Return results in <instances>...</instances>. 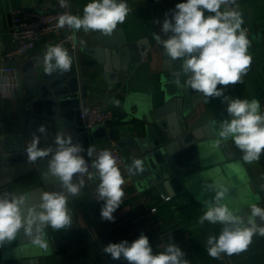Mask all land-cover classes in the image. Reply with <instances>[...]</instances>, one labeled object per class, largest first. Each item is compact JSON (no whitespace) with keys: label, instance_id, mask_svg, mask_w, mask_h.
I'll list each match as a JSON object with an SVG mask.
<instances>
[{"label":"crops","instance_id":"obj_1","mask_svg":"<svg viewBox=\"0 0 264 264\" xmlns=\"http://www.w3.org/2000/svg\"><path fill=\"white\" fill-rule=\"evenodd\" d=\"M58 0H0V53L10 45L9 29L15 13L32 9L48 11L54 9ZM91 0H72L73 15L83 16V9ZM129 13L122 24L114 30L115 40L119 35H125L128 41L146 38L151 47L146 56L139 62L129 65L125 80L116 84H108L103 78L100 66L96 74L85 75L86 102L89 105L100 103L117 113L112 122L100 137H90L87 145H104L106 136L119 138L128 133L123 123L125 116L123 99L128 95L151 94L156 97L155 105L161 104V93L157 82L160 68L162 45L153 38V34L165 35L161 32L165 14H171L180 0H126ZM235 10L241 14L242 28L247 30L250 46L248 54L251 60H259L260 66L242 77L243 83L228 86L225 95L233 98L251 100L258 99L261 111L264 112V0H237ZM225 7L222 6V10ZM208 13H206L207 15ZM117 30H121L118 34ZM96 32L75 30V42L78 47L86 45L89 36ZM55 37L47 35L38 44L33 53L46 50L52 45ZM83 41L84 43H81ZM121 49V48H119ZM69 51V49H67ZM87 59H89L87 57ZM94 61L93 59H89ZM25 60L15 63L16 69ZM111 61L113 59L111 58ZM117 68L122 64V54L114 58ZM119 101V105L113 101ZM27 111V104L19 99L8 88L6 82L0 79V119L17 121ZM226 111V104L220 98H213L209 103L203 101L198 104L190 118L180 122L183 130H189ZM233 159L206 165L197 171L195 183L184 187L174 195H167L165 200L156 188L140 189L136 180L126 171L121 172L125 183L123 202L113 214L114 222L101 219L100 209L103 201L96 200V188L99 184L98 174L94 179L84 177L82 193L68 203L73 223L67 230L56 231L50 226L45 229L47 249L36 246L38 250V264H127V261L113 260L102 250L108 243H119L127 240L131 243L141 232L148 236L153 254L165 251L166 246L173 241L185 252V259L190 264H263L264 236L253 235L247 250L232 255L221 253L219 258L209 256L207 239L209 236L218 237L223 225L205 221L199 223L205 208L199 200H211L204 186L207 184H224L229 193L223 201L234 212L243 218L245 225L251 214V205L264 209V153L258 162L246 163L242 160V153L232 140L229 141ZM96 173V170L92 172ZM39 178L31 174L23 175L14 182L13 191L17 195L33 190ZM199 199V200H198ZM152 207L156 210L151 211ZM258 226H264V221L255 218ZM173 239V240H172ZM32 246L34 244L31 243Z\"/></svg>","mask_w":264,"mask_h":264},{"label":"clouds","instance_id":"obj_2","mask_svg":"<svg viewBox=\"0 0 264 264\" xmlns=\"http://www.w3.org/2000/svg\"><path fill=\"white\" fill-rule=\"evenodd\" d=\"M235 5L236 0H184L177 3L171 11V18L165 14L161 34H153L155 41L162 45L164 53L171 61H180V70L174 73L173 83L201 94L206 103L220 98L226 104L230 119L214 121L218 124L217 146L221 141L231 139L242 153L246 163L258 162L264 153V112L258 99L233 98L225 95L228 86L242 84L251 64L248 54L250 40L247 30L241 26V14L227 7ZM61 8L67 7V0H59ZM129 6L126 0H91L83 9V16L61 14L57 26H65L79 31L99 32L111 36L118 24L124 23ZM206 13H208L206 15ZM171 33V35H168ZM81 43H84L81 41ZM72 58L60 44L46 46L43 56V70L51 75L71 71ZM181 76L186 77L181 85ZM117 106L119 101H113ZM39 133L40 135H37ZM41 136H47V127L38 125L32 139L25 149L29 164L47 159L45 178L52 177L60 191H45L39 202L31 201L27 194L17 195L4 191L0 194V248L17 239L22 233L32 244L47 249L45 229L67 230L73 220L67 207L68 197L77 196L84 187V177L94 179L98 174L96 200L103 201L100 209L102 220L114 222V213L121 206L124 197L122 185L125 183L116 160L108 150H101L89 164L82 153L84 147L74 143L71 133L58 131L54 135L55 147H40ZM96 153L94 146L87 149V156ZM134 167L142 170L141 161H134ZM207 190L214 192L211 200H199L205 211L199 223L205 221L223 225L218 237L209 236L207 252L216 259L221 253L232 255L247 250L255 234L264 236V226H258L255 218L264 221V209L251 205L247 225L243 218L235 215L225 200L229 188L224 184H207ZM173 240V239H172ZM113 260H125L127 264H190L185 252L174 241L165 251L153 254L149 238L143 232L129 243H108L102 250Z\"/></svg>","mask_w":264,"mask_h":264},{"label":"water","instance_id":"obj_3","mask_svg":"<svg viewBox=\"0 0 264 264\" xmlns=\"http://www.w3.org/2000/svg\"><path fill=\"white\" fill-rule=\"evenodd\" d=\"M150 47L146 38L128 41L125 35H119L115 40L113 34L104 36L96 32L89 36L86 45H76L68 51L73 61L69 72L45 73L43 56L46 50L26 59L15 70L14 91L26 102L27 111L17 121L0 119V194L14 192V182L26 174L40 180L33 190L25 193L32 202L38 203L42 192L60 191L54 178L44 176L47 159L32 164L27 161L25 149L33 132L40 124L47 127V136H41L40 147H55L54 135L58 131L71 133L73 142L82 146L87 145L90 137L105 135L103 127L86 130L81 120V112L85 113L88 106L85 75L96 74L101 66L106 83L122 82L129 65L141 61ZM120 54L122 64L117 68V64L112 63ZM180 66L179 60L171 61L162 50L157 73L161 104L155 105V96L153 99L151 94L142 93L128 95L122 103L123 123L128 133L119 136L118 146L127 162L126 170L136 180L138 188H156L165 197L193 185L197 171L206 165L234 157L229 148L231 139L221 141L219 146L216 144L220 138L218 124L214 121L230 119L226 111L202 125L182 129L180 122L189 119L193 109L205 100L201 94L173 83L174 73ZM258 66L259 60H251L247 73ZM185 78L181 76V85ZM136 160L141 161L142 170L134 167ZM205 191L209 198L214 194ZM81 193L82 189L78 195ZM75 197L69 196L67 205ZM37 254L36 246L20 233L15 241L0 248V264H38Z\"/></svg>","mask_w":264,"mask_h":264},{"label":"built area","instance_id":"obj_4","mask_svg":"<svg viewBox=\"0 0 264 264\" xmlns=\"http://www.w3.org/2000/svg\"><path fill=\"white\" fill-rule=\"evenodd\" d=\"M184 2V0H180ZM237 1V0H236ZM237 4V2H236ZM235 5H227L228 9L235 8ZM67 7L61 8L59 0L54 9L48 11L29 10L23 13H15L12 17L9 34L10 45L7 49L0 53V79L2 78L10 91L15 94L14 87L15 82V63L18 60H26L30 58L37 44L47 35H53L55 37L52 45L60 44L66 49H73L76 46L75 42V30L67 26L59 28L57 26L58 17L61 14H72L73 6L72 0H67ZM113 111L109 107H105L100 103H95L87 106L86 112H81V120L84 123L86 130H90L94 127H103L105 131L112 122ZM90 146H94L96 153L93 157L87 156V149ZM84 155L86 161L89 164V172L92 173L94 168L91 167L92 160L95 155L101 150H108L111 152L116 160V164L121 172L126 171L127 162L123 159L120 147L118 146V139L111 135L106 136L105 144L96 145H84ZM87 175H85L86 177ZM165 200H169L170 197L166 196ZM151 211L156 210V207H152ZM264 264V262H263Z\"/></svg>","mask_w":264,"mask_h":264},{"label":"trees","instance_id":"obj_5","mask_svg":"<svg viewBox=\"0 0 264 264\" xmlns=\"http://www.w3.org/2000/svg\"><path fill=\"white\" fill-rule=\"evenodd\" d=\"M113 111V115H115L117 113V111L115 109H112Z\"/></svg>","mask_w":264,"mask_h":264}]
</instances>
